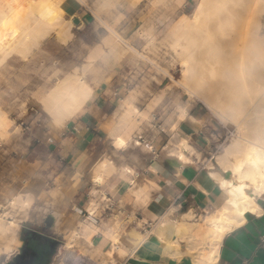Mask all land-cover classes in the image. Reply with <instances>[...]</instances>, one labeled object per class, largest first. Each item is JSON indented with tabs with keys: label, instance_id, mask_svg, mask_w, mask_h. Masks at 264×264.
Masks as SVG:
<instances>
[{
	"label": "rangeland",
	"instance_id": "obj_1",
	"mask_svg": "<svg viewBox=\"0 0 264 264\" xmlns=\"http://www.w3.org/2000/svg\"><path fill=\"white\" fill-rule=\"evenodd\" d=\"M69 1L77 7V12L72 16L71 38L63 46L61 52L42 68H32L36 77L29 85L11 90L12 84L17 82H9L0 89L3 111L18 126L17 133L11 134L8 139H0V204H4L0 211L9 212L8 220L18 223L13 234L11 232L15 227L5 235H0V255L13 248L16 242L15 235L21 224L29 226L43 224L48 211L58 210L61 215L58 218L57 227L52 231L61 242L50 264H115V259L95 250L92 244L84 239L73 236V231L80 228L78 222H89L86 219L87 213L77 205L75 183L71 182L69 178L66 179L58 175L57 171H50V166L39 161L37 157L33 158L34 155L37 156L42 152V148L39 149L42 145L40 138L42 137L44 141H47L48 138H57L63 126H59L53 119H50L36 99L31 96V93L37 88H42L45 91L50 87L52 82L47 78L54 68H59L60 74H63L74 70L79 72L83 69L84 64H88L82 77L84 76L86 82L94 88L100 83L112 82L113 76H117L123 86L124 100L131 98V104L135 105L136 110L142 115L131 132V137L134 140L139 141L137 135L144 132L143 126L151 127L152 123L155 124L157 111H159V117L164 115L165 119L172 120L174 124L180 120L178 113L181 109L185 112L184 119L189 118L190 115H194L195 119L199 118V127L202 132L196 136L195 140L201 153H198L197 157L198 164L205 167L208 165L206 167L207 174L210 171L209 167L218 163L216 158L223 154L225 145L230 142L232 135L236 132V125L233 122L219 120L196 96L188 99L176 82L181 76V67L172 46L174 37L171 28L180 17L184 15L190 17L200 0ZM262 19H264V14ZM262 22L264 24V21ZM262 27L264 28V25ZM263 28L261 32L264 37ZM116 37L121 39L118 41L120 49H118L117 55L120 54L119 56L113 55V50L116 48L111 49ZM230 40L232 38L218 36V46L221 47V45L231 42ZM252 46L253 43L250 47L248 43L249 50L246 53L248 61L239 64V66L254 67L250 76H246L250 79H252L251 77L255 78V47ZM123 49L125 51H122ZM0 54L6 53L0 52ZM88 58L92 60L87 62ZM260 60L263 61L264 58ZM23 76L25 81L31 76V73L26 71ZM57 78L61 77L55 76L54 85ZM233 80L235 81V79ZM236 81L234 84H237ZM18 86L20 85L18 84ZM241 86L237 87L242 90H237L235 85V88L234 86L230 87V91L236 92V96L240 94L241 101L245 98L244 101L254 98L255 90L252 89L253 87L251 88L252 84L248 89H246L247 84L246 88L245 86L241 88ZM243 90L245 94L242 93ZM44 97H41V102ZM237 99L240 101L239 98ZM124 100L114 113V117L117 119L115 125L121 114L127 109V106H124ZM244 113L250 119L247 122L245 117L247 125L250 123L252 125L255 122V107L246 105ZM77 116L78 113L67 123H71ZM134 140L129 142L130 146L147 149L145 148L148 146L147 142H141L137 146ZM214 145H219V147L211 162L207 160L208 153L211 149H215ZM166 150L170 153L173 150V145H168ZM225 156L228 162H232L236 158L234 154ZM103 159L106 160L105 157ZM187 162H191L190 157ZM18 194L22 198L30 200L27 207H21L18 204L12 207L9 204V200ZM259 198L257 197V199ZM99 215L98 211L97 216ZM195 215L191 211L185 213L184 216L193 218ZM199 218H201L200 215ZM200 221L201 219H198L190 227L182 223L176 224L175 233L178 235V230L183 229L184 238L187 239V233ZM163 223L165 222L160 221L157 225L161 226ZM158 236L161 237L160 234ZM163 240L167 247V240L165 238ZM69 242H71L70 245Z\"/></svg>",
	"mask_w": 264,
	"mask_h": 264
},
{
	"label": "crops",
	"instance_id": "obj_2",
	"mask_svg": "<svg viewBox=\"0 0 264 264\" xmlns=\"http://www.w3.org/2000/svg\"><path fill=\"white\" fill-rule=\"evenodd\" d=\"M4 1L0 0V5L5 9L8 4L7 0ZM59 7L66 17L74 16L77 12V7L69 0H60ZM7 9L4 11L7 12ZM38 41L40 43L32 44L26 54L13 48L9 49V54H0L1 60L5 59L0 63V89L9 82H17L12 84L11 90L29 85L36 77L32 68L47 65L57 57L69 40L66 43L60 42L53 32ZM33 51L35 52L31 55ZM91 60L88 58L87 62ZM26 71L31 76L24 81L23 73ZM55 72L58 77L66 73L60 74L61 70L54 68L47 78L52 82L50 87L45 91L37 88L31 93L49 117L42 106L41 97L46 96L53 88ZM67 72L73 73L75 70ZM122 89L117 76H113L110 83H100L95 88L93 86L94 94L86 100L84 109L82 107L77 110L70 118L77 113L78 116L67 123L69 118L64 124L65 128L74 124L76 133L60 132L51 141H44L41 137L42 145L38 148H42V152L33 156L48 164L50 171H57L58 175L75 183V198L82 210L89 212L88 207L93 203L96 218L90 223V230L93 227L94 230L83 232V224L90 221L78 222L80 228L73 231V236L90 241L95 250L115 259V264H264V197L257 199L262 209L260 212H247L241 224L223 235L218 251L211 260L199 262L192 257L187 239L180 238L175 233V226L179 223L192 226L198 221L196 215L212 208L221 193L218 184L208 176L206 167L198 164L197 154L201 151L195 138L202 132L199 118L195 119L194 115H190L174 124L172 120L165 119L164 115L159 117L157 111L155 124L152 123L151 127L143 126L144 132L137 135L140 143H148L145 147L147 149L132 147L130 143L125 149H116L109 132L117 121L114 113L124 100ZM2 110L0 100L1 114L5 112ZM1 114L0 117L6 114L11 121L6 127L8 136L4 137L8 139L11 134L18 132V126L6 112ZM1 127L0 139H3L4 125ZM175 136L187 138L189 146L184 152L191 158V162L178 163L166 150ZM104 157L112 162L113 169L109 173H103V181L98 183L93 177L100 172L99 165L105 161ZM136 182L139 184L138 195L131 193ZM26 200L29 203L30 200ZM3 205L0 204V209ZM189 211H193L195 217L184 216ZM52 213H58L53 220L57 227L61 215L58 210L48 211L44 219L46 221ZM160 221L165 223L159 226L157 223ZM14 223L15 229L11 234L18 227V223ZM138 234L141 238L136 242ZM163 238L170 240V250L165 247Z\"/></svg>",
	"mask_w": 264,
	"mask_h": 264
},
{
	"label": "bare ground",
	"instance_id": "obj_3",
	"mask_svg": "<svg viewBox=\"0 0 264 264\" xmlns=\"http://www.w3.org/2000/svg\"><path fill=\"white\" fill-rule=\"evenodd\" d=\"M59 1L7 0L8 9L5 8L7 12L0 5V52L9 54V49L13 48L21 54H26L32 44H38L39 38L41 40V37L53 32L58 41L66 43L71 38L70 28L73 22L72 16L64 15L59 7ZM263 14L264 0H200L190 17L181 15L182 17L171 28L174 37L172 46L181 67V76L176 81L178 86L188 99L196 96L203 101L207 109L219 120L233 122L236 125V132L225 145L223 154L216 158L218 163L209 167L208 176L218 184L221 193L213 207L206 211L205 217L200 214L201 221L187 233L188 250L199 262L213 258L223 235L241 224L247 212L258 213L262 210L257 197H264V60H260L264 58V37L261 32L264 25ZM218 36L232 40L220 47L217 43ZM118 41L121 39L116 37L111 48L112 50L116 48L113 50L114 53L112 52L114 56L120 49ZM248 43L249 47L251 43L252 47H255V78L251 77L254 78L253 82L246 76H250L254 67L239 66L240 63L248 61L246 55L249 50ZM87 65L84 64L79 72H66L61 78H57L56 84L42 100V106L48 111L51 119L61 127L72 114L83 107L93 92V86L82 77ZM233 79L235 81L237 79V84H234ZM248 84H252L251 88L255 90L253 93L255 96L250 100L244 101L245 98L241 101L238 91L237 96L235 89H233L235 93L230 91V87L235 88V85L236 87L242 85L248 89ZM239 89L237 87V90ZM123 103L127 109L109 132L113 136L111 139L116 149H125L129 142L134 140L131 132L142 118L141 113L131 104V98L124 100ZM248 104L252 108L255 107V122L252 125L250 123L251 126L245 121L246 118L247 122L250 120L244 113ZM178 115L179 119L182 117L184 119L185 112L181 109ZM0 121L1 126L4 125V131L2 130L4 139L8 136L6 127L11 121L7 119L6 114L0 117ZM177 136L172 137L173 140L170 139L173 145L170 155L178 163L186 164L189 158L184 152L189 146L187 138ZM134 143L140 144L137 140H134ZM226 154H234L235 160L228 162ZM99 169L100 172L93 177L98 183L103 181V173H109L113 169L112 162L109 160L101 162ZM138 185L136 182L130 192L138 195ZM9 204L12 207L17 204L27 207L30 203L18 194ZM94 208L91 202L88 207L90 213L86 212V219L90 222L83 224V232L87 233L90 230V223L96 218ZM8 213L0 211V235H5L15 226L14 221L7 220ZM56 214L58 213H52L46 219L52 228H56L53 224ZM178 235L184 238L183 229L178 230ZM140 238L141 235L138 234L136 242ZM166 244L169 249L170 240H167Z\"/></svg>",
	"mask_w": 264,
	"mask_h": 264
},
{
	"label": "flooded vegetation",
	"instance_id": "obj_4",
	"mask_svg": "<svg viewBox=\"0 0 264 264\" xmlns=\"http://www.w3.org/2000/svg\"><path fill=\"white\" fill-rule=\"evenodd\" d=\"M44 221L35 226L21 224L15 235V245L0 255V264H50L61 240Z\"/></svg>",
	"mask_w": 264,
	"mask_h": 264
},
{
	"label": "built area",
	"instance_id": "obj_5",
	"mask_svg": "<svg viewBox=\"0 0 264 264\" xmlns=\"http://www.w3.org/2000/svg\"><path fill=\"white\" fill-rule=\"evenodd\" d=\"M76 131H77V128L73 124V125L66 127V128H65V126H63L61 134H65V133L74 134V133H76ZM48 141H51V138H48ZM214 147H215V149H211V151L208 153V155H209L208 160H210L211 162L214 160V157H215L214 153L216 152V149H218L219 145L218 146L214 145ZM201 215H202V217H205V212L201 213ZM197 218L201 219V218H199V216H197ZM263 241H264V239H263Z\"/></svg>",
	"mask_w": 264,
	"mask_h": 264
}]
</instances>
